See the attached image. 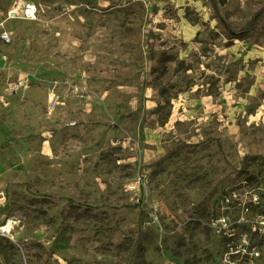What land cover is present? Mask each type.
<instances>
[{
  "label": "rangeland",
  "instance_id": "374dc122",
  "mask_svg": "<svg viewBox=\"0 0 264 264\" xmlns=\"http://www.w3.org/2000/svg\"><path fill=\"white\" fill-rule=\"evenodd\" d=\"M2 30L0 264H264V20L230 39L209 0H0Z\"/></svg>",
  "mask_w": 264,
  "mask_h": 264
},
{
  "label": "built area",
  "instance_id": "2783aa9c",
  "mask_svg": "<svg viewBox=\"0 0 264 264\" xmlns=\"http://www.w3.org/2000/svg\"><path fill=\"white\" fill-rule=\"evenodd\" d=\"M23 12H24V15L28 18H35V15H36V12H37V9H36V6L33 4V3H26L24 9H23ZM12 13H15V11H12ZM12 37L10 35V33H8L7 30H2L0 31V43L2 45H6L8 44L10 41H11ZM229 198L225 197V203L226 204H229V207L232 208V202L233 200L231 199V196L228 195ZM253 200H254V205H257L259 204V198L257 195H254L253 196ZM246 203H244V210L246 208V210L249 209V207L245 206ZM227 217L226 215H222V216H218L214 219V223L217 227V230L219 232H225L227 233V231L230 230V225L228 224V221H227ZM259 222H260V226L258 227L257 231H259L260 233L264 232V215H261L260 216V219H259ZM254 230H256V228L254 227ZM254 233H256V231H254ZM232 231H229V236H233V234L231 233ZM248 244L250 245V239L247 240ZM241 251L239 249H233L231 248L227 253L224 254V257H223V261L225 264H242L244 260V257L246 255H248V252L247 251ZM238 254H242L241 256H238L236 258H234L233 256L234 255H238ZM253 254H259L258 251L256 249H251V252H250V255L252 256ZM255 256V255H254Z\"/></svg>",
  "mask_w": 264,
  "mask_h": 264
},
{
  "label": "trees",
  "instance_id": "16d2710c",
  "mask_svg": "<svg viewBox=\"0 0 264 264\" xmlns=\"http://www.w3.org/2000/svg\"><path fill=\"white\" fill-rule=\"evenodd\" d=\"M209 1L216 18L222 26L224 34L230 39L244 38L246 35L258 31L260 29L262 21L264 20V7H262L257 12H255L246 26L236 29L225 19L221 12V4L224 2V0ZM120 118H124V116H121Z\"/></svg>",
  "mask_w": 264,
  "mask_h": 264
}]
</instances>
